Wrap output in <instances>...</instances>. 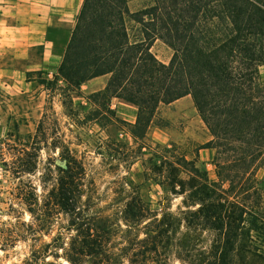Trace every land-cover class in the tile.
<instances>
[{"label":"trees","instance_id":"trees-1","mask_svg":"<svg viewBox=\"0 0 264 264\" xmlns=\"http://www.w3.org/2000/svg\"><path fill=\"white\" fill-rule=\"evenodd\" d=\"M156 40L172 49L168 62L152 51ZM262 65L264 0H147L136 10L128 0L83 1L49 81L62 90V102L71 101L85 81L109 74L106 87L93 92L108 101L107 122L123 121L112 98L133 104L137 114L129 131L143 140L159 124L162 104L190 95L211 134L198 148L214 150L216 179L196 157L178 152L175 145L157 144L148 158L150 170L159 185L182 196L185 209L181 215L164 211L158 217L147 201L131 197L123 228L112 216L82 213L81 176L70 166L75 159L66 157L52 204L72 214L76 226L66 252L69 261L80 264L104 252L111 258L105 264H119L124 257L128 264H155L159 249L170 245L189 264H264ZM59 80L65 85H57ZM35 149L33 161L24 162L15 175L34 170ZM182 223L189 231L181 229ZM204 228L215 231L208 250L190 234ZM62 238L58 234L47 247L64 248ZM117 238L125 243H110ZM42 259L49 264L46 256Z\"/></svg>","mask_w":264,"mask_h":264},{"label":"rangeland","instance_id":"rangeland-1","mask_svg":"<svg viewBox=\"0 0 264 264\" xmlns=\"http://www.w3.org/2000/svg\"><path fill=\"white\" fill-rule=\"evenodd\" d=\"M128 2L136 10L147 0ZM151 49L164 62L172 55V49L161 40H156ZM56 71L35 73L32 86L17 95L0 91V264H44L43 256L49 264H74L66 257L71 237L77 235L76 226L71 224L72 214L52 204L62 175L59 166L65 168L66 157L75 159L70 166L81 176L82 213L112 216L123 228V210L131 197L147 201L158 217L164 211L181 215L185 209L182 196L159 185L150 170L148 158L157 144L175 145L178 152L196 157L209 178L216 179L209 150L198 148L211 134L190 96L162 104L156 119L160 125L154 124L146 138L137 140L129 131L136 106L111 104L123 121L108 123V101L101 94L76 89L71 101L64 104L62 90L49 82ZM260 71L264 79V65ZM57 83L65 85L61 80ZM34 147L38 152L34 170L15 175V169L33 161ZM181 229L189 231L184 223ZM58 234L63 237L60 241L64 248L47 247ZM190 234L199 237L207 250L215 237V231L209 228ZM110 243L122 246L125 242L117 238ZM175 249L170 245L160 248L155 264H189L177 257ZM108 258L109 254L102 252L80 264H105ZM121 261L119 264H128L126 257Z\"/></svg>","mask_w":264,"mask_h":264},{"label":"crops","instance_id":"crops-1","mask_svg":"<svg viewBox=\"0 0 264 264\" xmlns=\"http://www.w3.org/2000/svg\"><path fill=\"white\" fill-rule=\"evenodd\" d=\"M83 1L0 0V91L17 95L32 86L35 73L57 69ZM108 80L109 74L95 76L85 81L81 90H103ZM125 103L128 102L120 98L111 102L113 107ZM135 119L136 116L131 122ZM202 149L209 150L208 159L213 158L212 148Z\"/></svg>","mask_w":264,"mask_h":264}]
</instances>
